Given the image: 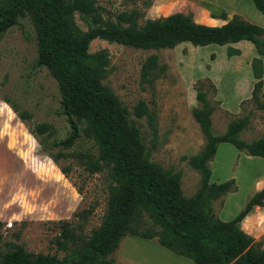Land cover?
<instances>
[{
    "label": "trees",
    "instance_id": "obj_1",
    "mask_svg": "<svg viewBox=\"0 0 264 264\" xmlns=\"http://www.w3.org/2000/svg\"><path fill=\"white\" fill-rule=\"evenodd\" d=\"M252 2L264 14V0ZM75 14L86 26L84 30L75 23ZM140 16L139 11L131 9L117 13L114 19L104 17L95 0H0V39L20 18L29 19L36 33L35 65L45 67L55 80L59 93L56 114L65 118L68 131L62 138L50 139L48 123H32L28 109L6 97L2 100L27 123L40 149L56 163L71 155L64 149H69L83 132L96 153L79 154V164L89 172L105 168L111 180L101 221L87 238H79L68 221H57V235L51 242L56 249L65 251L63 256H31L22 246L6 242L5 246L0 245V264H122L112 254L127 234L155 239L193 264H264V248L240 227V221L254 206L264 205V188L254 192L228 220L214 216L210 206L213 200L235 189L232 178L209 182L208 161L219 143H229L246 155L264 157V136L250 141L240 137L253 111L232 117L224 132L215 133L211 125L215 106L204 89L208 80L195 81L198 105L191 108V116L204 142L198 152L187 156V163L200 179L197 190L184 196L179 173L149 160L139 127L110 87L102 83L108 71L106 50L88 51L89 42L98 38L140 49L173 48L182 42L192 46L226 45L225 54L230 57L239 54L230 44L247 40L257 56L249 62L254 79L250 96L240 101V107L243 110V104L250 102L256 109L264 110V27L235 13L227 17L224 12L218 16L225 22L218 26L196 22L180 12L138 22ZM165 68L156 54H149L141 63L140 78L151 83ZM207 86L214 95V86ZM132 112L141 117L148 115V108L140 100ZM59 169L67 175V166Z\"/></svg>",
    "mask_w": 264,
    "mask_h": 264
},
{
    "label": "rangeland",
    "instance_id": "obj_2",
    "mask_svg": "<svg viewBox=\"0 0 264 264\" xmlns=\"http://www.w3.org/2000/svg\"><path fill=\"white\" fill-rule=\"evenodd\" d=\"M95 2L102 15L111 19L119 12L136 9L141 14L138 22L174 12L205 22L208 14L196 0ZM253 17L257 22L252 23L264 27V17ZM74 20L80 29L86 28L76 14ZM225 48L226 45L192 46L182 42L173 48L140 49L98 38L88 44L89 52L106 50L108 71L102 83L110 87L139 127L149 160L179 173L184 196L197 190L200 179L199 173L187 163V156L198 152L204 142L191 116V108L198 105L194 88L197 79H207L215 88L213 95L207 83L204 85L206 97L215 106L211 113L215 133L224 132L232 117L252 110L240 137L250 141L264 136V110L256 109L250 102L243 104V110L240 107V101L250 96L254 82L249 67L251 56L242 47L240 55L227 57ZM149 54H156L158 62L166 68L162 75L146 83L140 78V66ZM35 57V29L27 17L20 18L0 39V245L12 242L31 256L49 253L61 257L65 251L56 249L51 242L57 235L55 223L68 221L79 238H87L101 221L111 180L105 168L89 172L79 164V154L96 153L83 132L69 149H64L71 155L56 163L40 149L27 123L2 100L6 97L28 109L32 114L30 122L48 123L50 139L65 136L67 122L56 114L59 104L56 82L45 67L35 65ZM140 100L146 104L148 115L135 117L132 107ZM246 156L222 142L208 161L209 182L232 178L235 185L233 191L210 203L211 213L221 220L232 218L252 195L254 170L259 169V163ZM59 166L68 167L66 176ZM250 212L240 226L264 248V205L254 206ZM138 238L137 245L129 249L123 245L120 251L131 264H193L187 258L188 263L180 262L182 256L162 247L155 239ZM116 250L112 256L120 262Z\"/></svg>",
    "mask_w": 264,
    "mask_h": 264
},
{
    "label": "crops",
    "instance_id": "obj_3",
    "mask_svg": "<svg viewBox=\"0 0 264 264\" xmlns=\"http://www.w3.org/2000/svg\"><path fill=\"white\" fill-rule=\"evenodd\" d=\"M198 4L202 5L203 8L207 11V20L205 22H199L204 23L207 25H221L225 22V20L221 19L218 15L220 12L226 13V16L229 17L231 14L235 13L240 15L242 18L246 19L249 22H257L251 18L255 17H264V14L259 12L255 6L253 5L252 0H228L227 2L221 1V0H196ZM263 14V15H262ZM258 15V16H257ZM260 26L261 23H260ZM188 43V42H183ZM190 44V43H189ZM232 47L237 48L239 50L240 55L242 53V47L245 48L246 52L252 57L257 56L254 47L251 42L247 40H240L238 42L230 44ZM233 55V56H238ZM223 56V55H222ZM231 56V57H233ZM251 60V59H250ZM262 60V73H261V94L264 96V58H261ZM250 67V66H249ZM251 72V70H250ZM220 144V143H219ZM218 146V145H217ZM249 159H254L258 161L259 163V169L254 170V182L252 183V194L262 188H264V157H259L257 160V156H251L247 155ZM251 213V212H249ZM248 213V214H249ZM247 215V214H246ZM245 215V216H246ZM242 223V220L240 221ZM241 227V226H240ZM242 229V228H241ZM243 230V229H242ZM244 231V230H243ZM253 233V232H252ZM254 235V233H253ZM137 237V238H136ZM137 235H130L127 234L125 237H123L117 247V260L124 263V264H131L129 259L123 258L120 255V251L122 249L123 245H126L128 247L127 249L131 248L134 245H137L136 243L140 241ZM143 238V237H140ZM146 239V238H143ZM168 250V249H167ZM180 258V262L188 263L185 259L186 258Z\"/></svg>",
    "mask_w": 264,
    "mask_h": 264
}]
</instances>
